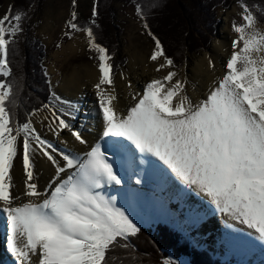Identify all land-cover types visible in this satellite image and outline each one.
I'll return each instance as SVG.
<instances>
[{
  "label": "snow or ice",
  "instance_id": "1",
  "mask_svg": "<svg viewBox=\"0 0 264 264\" xmlns=\"http://www.w3.org/2000/svg\"><path fill=\"white\" fill-rule=\"evenodd\" d=\"M76 4L72 0L73 8ZM239 8L241 22L232 24L236 38L224 72L193 100L137 3L135 13L153 41L148 60L154 71L166 74L148 80L123 107L113 103L112 57L93 31L95 2L84 28L74 22L73 11L64 36L71 39L73 32L83 31L88 49L97 54L96 118L87 129L91 139L85 137L84 125L72 123L79 107L65 108L68 102L59 97V107L45 103L18 118L19 85L0 79V215L6 218L7 248L16 264H112V252L130 248V238L140 232L137 220L147 213L173 217L183 230L201 217L190 209L187 218H175L169 205L184 196L177 181L217 212L254 230L264 243V30L254 14L261 12L264 19V9L245 0ZM10 9L0 18L3 78L11 75L8 57L15 54L26 15ZM44 121L59 147L35 126L44 127ZM64 130L82 148L66 147L60 139ZM40 161L52 169L43 185ZM17 163L22 168L18 191L12 175ZM113 186H119L116 195ZM156 191L170 194L165 199ZM228 242L243 243L236 238ZM162 264L176 262L165 258Z\"/></svg>",
  "mask_w": 264,
  "mask_h": 264
},
{
  "label": "rangeland",
  "instance_id": "2",
  "mask_svg": "<svg viewBox=\"0 0 264 264\" xmlns=\"http://www.w3.org/2000/svg\"><path fill=\"white\" fill-rule=\"evenodd\" d=\"M19 1L0 0V18L6 14V11L9 10V6H18L20 4ZM136 1L137 0H77L75 8L72 6V0H34L32 5H27L28 7L30 6V9L24 19V23H22V28L24 31L18 35V40L20 42V45H18L23 51L25 47L23 41L26 37L31 43L30 46L26 47L27 50L30 49L34 52L37 51V49H44L46 58L42 63V66L45 67L44 78L49 85V91L47 93V99L45 103H52L59 107L60 101H66L68 103L65 104L64 107L67 108L69 104L74 105L75 102V104L79 107V111L74 112V115L76 116V119L72 121L74 127L81 123L85 126L86 120L90 116L94 117L96 115V110H94L95 113H87V104L84 105L85 100L82 99L83 104H81L78 99L71 98L72 96H69L67 93L65 94L67 91L64 92V90L70 86L68 80L72 76L73 72L81 71L83 68H96L98 70V62L95 58L97 54L94 51H90L88 49L87 36L83 31L73 32L71 39L64 36V32L68 30L67 22L71 19V13L73 11L76 12V21L85 22L83 27H81L84 28L88 26L86 22H89L88 20L92 19L91 8L94 2L97 6V10L100 9V11H102L101 16L99 15V17L96 18L100 27L97 28V33L100 36L101 42H104V44L111 48L112 52H110L109 55L112 57L111 63L114 65L113 74L111 77L114 81L112 87H116L120 83L131 84V78L135 73V69L137 68V66L132 65V62L135 58L134 56H139V54L141 56H149L151 49L153 48V41L147 36L145 30L142 27V22L135 13V5L137 4ZM214 1H221L222 3L216 5L214 8H210L212 7ZM239 2L240 0H172V3H174V8L176 9L177 5L179 7L180 14H183L184 21H187L189 26L187 33L190 32L192 38L197 39L195 42H193L196 45L193 47L195 49H190V47L185 46L180 39L178 41L174 38L176 37L175 34H179L176 32V30L165 33L166 28L163 26L161 29L162 31H159L161 34L163 32L162 37H164L163 41L166 43V45H168L170 49L173 47L172 53L176 57L173 59L175 68L180 72V75L183 79L187 81L189 63H191L190 66H196V62L201 61H204V63H202V67H208V61L211 60L214 66H209L210 69H218L213 72V79L211 80V83L214 79L219 78L223 74L225 70L224 62L230 55L226 56L225 58L223 56L217 58L215 51L212 50V46H214L215 40H219L221 37H226L222 34H224L226 31L225 29L223 30V25H225L227 16V27H225L229 34L227 39L230 40L232 36L234 37V35H236L232 30V24L241 22V17L239 15V12L241 11L239 8ZM245 2L249 4L248 0H245ZM254 14L260 19L258 16V11H254ZM211 16L212 18H210ZM155 21L151 22V25L157 28L159 23L156 22V26H154ZM258 28L264 30V19L261 18L260 22L258 23ZM167 36L170 39H167ZM233 39H235V37ZM83 40L86 42L81 48L74 50L72 53L66 52L69 49L68 47L71 45H75L77 47L79 45L77 42H83ZM38 42L39 45H37ZM196 42L200 43V45L196 44ZM57 44H60L61 46L57 48ZM229 44L226 42L224 47L226 48L229 46ZM21 54L24 55L23 52ZM27 58L28 60L24 59L26 63L24 62L25 67H23V69L26 72H28L30 69L28 77H30V83L36 85L37 89H34L35 92L32 95L33 99H36L39 94V86L36 84L38 78L40 77L38 73L42 70L38 68L37 71L35 67L36 59L33 58V54L28 55ZM157 73L158 75H151V77H162L160 72ZM15 77H13L11 80L16 82L17 80H15ZM187 86L188 81L185 85V88ZM206 90L207 88H204L201 89L200 92L206 94ZM26 91L28 93L30 92V94L33 93L32 87ZM55 97H59L60 101H57ZM199 98H201V96ZM93 107L95 108L94 105ZM85 113L88 114L86 117ZM40 115L42 116L44 113L42 112ZM46 124L47 121H44V127H42L39 123L35 125L37 129L41 131L42 135L48 131ZM64 131L67 132V130ZM117 187L119 186L113 187V195H116ZM182 187H184L188 193H194L192 189L186 188L184 185H182ZM163 194L169 195L170 193L163 192ZM156 195L160 197L159 192L156 193ZM195 199L196 203H200V205H198L196 208L198 209L200 215H204L205 213V215H207L209 213V209L211 211L212 209H215L207 199H202L201 195H198L197 193ZM117 206H119V204ZM169 208L175 213V218H186L181 209L182 207L178 203L172 202L169 205ZM177 208H179L180 211H178ZM203 208L205 211H203ZM210 214L211 217L216 218V229L219 230L218 242L213 241L212 236L216 232H214V230L211 228L208 229L209 226L206 228V230H204V223H201L196 228L194 227L197 222L200 221V219L195 223H188L184 227L187 231L191 232L190 235L197 244L203 245V243H205L206 245H210V248L219 254L223 252V250L221 251L220 249H225L226 252L224 255L227 258L235 256L239 259L237 264L245 262L247 264L262 263L259 259L255 258V252L262 251V249H264V245L253 241L257 236L255 232L250 231L246 226L241 225L236 221L230 220L227 216H224L217 211L210 212ZM169 219L174 221L173 217H169ZM2 220V216L0 215V221ZM137 222H141V219H138ZM4 225L6 227L5 221ZM223 234L230 236V238H236L240 241H243V243L233 246V244L228 242L229 238L227 236L223 238L221 237ZM5 235V247L2 246L1 251L3 254H6L5 256H8L7 258H9H6L5 260H9L10 262L12 261L16 264V259L8 251L6 243L7 233H5ZM5 248L7 251H5ZM251 251L252 255L255 256L253 258L252 255L249 254ZM248 258L252 259L253 261H250ZM115 259L116 256L112 254V264H114L116 261Z\"/></svg>",
  "mask_w": 264,
  "mask_h": 264
},
{
  "label": "trees",
  "instance_id": "3",
  "mask_svg": "<svg viewBox=\"0 0 264 264\" xmlns=\"http://www.w3.org/2000/svg\"><path fill=\"white\" fill-rule=\"evenodd\" d=\"M19 2L20 4L18 6H12L10 11L13 14L19 11L27 15L30 9V6L28 7L27 5H32L34 0H21ZM248 2L250 5L254 4L258 8L264 9V0H248ZM136 3L141 4V7L143 9V12L145 13V16L147 17V21L150 25L152 32L157 35V37L161 40L165 52L168 56H170L172 59L176 58L175 55L172 53L173 47H171L172 49H170L169 46L166 45V43L163 41L164 37H162L163 32L162 34L159 32L162 31L161 29L163 26H165L166 28L165 33H169V31L171 32L176 30V32H178L179 34H175L176 37H173L178 41L180 39L181 42L185 46H189L190 49H195L193 47L196 45L193 42H195L197 39L192 38L190 32L187 33V31L189 30L187 21H184L183 14H180L179 7L176 5V9L174 8V3H172V0H137ZM220 3L222 2L214 1L212 7L210 8H214ZM97 12V17H99V15L101 16L102 11L98 9ZM258 16L260 17V19H258L261 20V12H258ZM210 18H212V16ZM24 19L21 21V26L22 23H24ZM88 21L90 22V20ZM153 21H155L154 26H156V22L159 23V26L157 28L151 25V22ZM89 22H86V24L89 25ZM76 23L79 27H83V25L85 24V22L82 21H76ZM92 27L96 36V42L104 46L108 50V54H110V52H112L111 48L108 45L104 44V42H101L100 36L97 33V28H100L97 20L96 25H93ZM167 39L170 38L168 37ZM18 44L20 45V42L17 37V43L14 46L15 54L10 55L8 57L10 61L11 75L8 78H3L2 76H0V79H7L9 81H12L11 79L16 76L15 80H17L16 82L19 85L20 95V100L18 101L17 116L18 118H22L25 110H31L34 107H39L42 104H45L47 99V93L49 91V85L44 78L45 67L42 66V63L45 61L46 58L44 49H37V51L34 52L30 49L27 50L26 47L30 46L31 43L26 37L23 41V44L25 46L23 51L20 49V46ZM196 44L200 45V43L197 42ZM37 45H39V42L37 43ZM22 52L24 53V55L21 54ZM30 54H33V58L36 59L35 67L37 71L38 68L42 70L38 73L40 77L38 78L36 84L37 86H39V94L36 99H33L32 97L35 92L34 89L36 88V85L30 83V77H28L30 69L28 70V72L24 71L23 69V67H25L24 62L25 60H28L27 56ZM30 87H32L33 92L31 94L30 92L28 93L26 91ZM146 223L147 229H142L137 234V236L132 237L131 242H129V249L117 248L112 252V254L116 256V261L114 262V264H155L157 262L161 263L160 261L154 260V255L156 253H160L163 256V259H165L168 258L167 253L169 251H171V254L174 255L170 256L169 258L174 260L176 264H231L228 262H222L221 259L214 257L207 248L199 249L196 247V245L193 246L187 240H185V237L180 234H176V236L178 237L177 238L174 234L168 232L165 227H156L154 229V227L151 225V222ZM112 254L110 256V259L112 257ZM163 259L161 261H163Z\"/></svg>",
  "mask_w": 264,
  "mask_h": 264
},
{
  "label": "bare ground",
  "instance_id": "4",
  "mask_svg": "<svg viewBox=\"0 0 264 264\" xmlns=\"http://www.w3.org/2000/svg\"><path fill=\"white\" fill-rule=\"evenodd\" d=\"M227 19H228V16L226 17L225 25H223L224 26L223 30L225 29L226 31L224 34H222L226 37L220 36L221 39L215 40V44H214V46H212V50L215 51L217 58H220L222 56L225 58L226 56L230 55V53H231V41L233 40L234 37L236 38V35H234V37L232 36L230 40L227 39L229 37L228 31L225 28V27H227V25H226ZM85 42H84V40H83V42H77V44L79 43V45L77 47L75 45L74 46L71 45L70 47H68L69 49L66 52L72 53L74 50H76V49L78 50L79 48H81L84 45ZM226 42H227V44H229V43L230 44H229V46H227L225 48L224 46L226 45ZM139 56L135 55L134 61L132 62V65L137 66V68L135 69V73L133 74V76L131 78V87L128 86L129 83H127V84L120 83L116 87H113L114 94L117 98L115 101H113V103H115L117 105V107H123V106L129 104L131 102V100H130L131 95L134 94L135 92L140 91L143 88L144 83L146 81H148L149 79L153 78V77H151V75H155V74L158 75V73L156 71H154L155 64L148 60V56H146V55L141 56L140 54H139ZM202 63H204V61L196 62V66H193V65L190 66L191 63H189V70H188V75H187L188 86L186 87V90H187V94L193 100H196L197 98H199L201 96V93H202V92H200L201 89L207 88V90H208V88L211 86V80L213 79V72L218 70L217 68L216 69H210L209 65H208V67H202ZM164 74H166V70L160 71L161 76H163ZM98 78H99V73H98V70L96 68H89V69L83 68V69H81V71H76V72L72 73V76L68 80L70 86H68L67 89L64 90V92L67 91V92H65V94L67 93L69 96H72L71 98L78 99V101L81 104H83L82 99L87 101V102L84 101V105L87 104V109H88L87 113H89V114L92 112L95 113L94 112L95 108L93 107V105L96 106V97L94 95L95 89L93 86L95 83L98 82ZM129 81H130V79H129ZM106 87H108V86H106ZM207 90H206V92H207ZM74 105H76L75 102H74ZM95 118H96V115L94 117L90 116L85 122L84 135L88 139H91V134L87 131V129L89 128V125L92 126L95 123ZM78 124H79V122H78ZM81 125H84V124L81 123L75 127H80ZM44 135H45V137L51 139L53 143L57 144L58 147L60 146L59 140L56 139L55 137H53L49 131L44 133ZM60 139L67 141V144L65 145L66 147H69V148L80 147V148H82V146L78 145V142L76 144L73 143L74 138L70 137V133L68 131L67 132L63 131L60 135ZM37 169H38V174H39L38 179L40 181V184L43 185L45 183V181H47L49 179V177L52 173V169L50 168V166L47 163H45L43 161H40L37 164ZM12 175H13L14 181H15V188L18 191L21 187V176H22V168H21L19 163L16 164L15 169L12 171ZM176 183H178V182H176ZM177 186L184 191V196H183V199H181V200L182 201L184 200L185 203L183 205H180L182 207L181 209H182L183 213H185L186 215H189L188 211L190 210V207H191V209H196L197 206L200 205V203H196V199H195L196 198V192L188 193L186 191V189L184 187H182V184H177ZM162 196L164 197V194H162ZM178 202L181 203L180 201H178ZM205 202H207V201H205ZM208 207H209V205H208ZM203 211H205L204 208H203ZM208 212L210 213L211 210L209 209ZM200 217H201L200 220L203 218L206 219V217H204L203 215H200ZM203 223L205 225L204 230H206V228L209 226L208 229L211 228L212 230H214V232H216L212 237H213V241L218 242L219 230L216 229V218L209 217V219L208 220L206 219ZM250 231L254 232L253 230H250ZM250 235H251V233H250ZM225 236H227V235L223 234L221 237L223 238ZM227 237L230 238V236H227ZM253 241L254 242L256 241V242L260 243L261 245H264V243H261L257 239H255ZM21 242H23V238H21ZM235 245L236 244H233V246H235ZM251 247H252V245H251ZM220 250L221 251L223 250L222 253L224 255L226 250L225 249H220ZM1 253H2V251H1ZM249 254L252 255V251ZM255 254H256V257L252 255V258L255 257L262 262L261 264H264V249H262V251L255 252ZM5 255L6 254L2 253V257L0 256V260L3 264H6L5 259L7 258V256H5ZM3 256H4V258H3ZM7 259H9V258H7ZM248 259L250 261H253L250 258H248ZM232 260L238 261L239 259L234 256L232 258Z\"/></svg>",
  "mask_w": 264,
  "mask_h": 264
},
{
  "label": "water",
  "instance_id": "5",
  "mask_svg": "<svg viewBox=\"0 0 264 264\" xmlns=\"http://www.w3.org/2000/svg\"><path fill=\"white\" fill-rule=\"evenodd\" d=\"M159 252V251H158ZM154 260H156V261H160L161 263H155V264H162V259H163V256L160 254V253H156L155 255H154Z\"/></svg>",
  "mask_w": 264,
  "mask_h": 264
}]
</instances>
